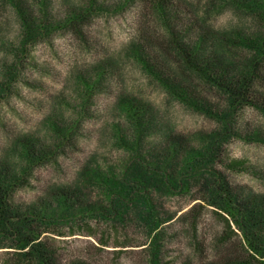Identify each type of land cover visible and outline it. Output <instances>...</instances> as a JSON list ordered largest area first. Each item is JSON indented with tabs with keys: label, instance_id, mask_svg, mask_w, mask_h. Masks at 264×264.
<instances>
[{
	"label": "rangeland",
	"instance_id": "obj_1",
	"mask_svg": "<svg viewBox=\"0 0 264 264\" xmlns=\"http://www.w3.org/2000/svg\"><path fill=\"white\" fill-rule=\"evenodd\" d=\"M169 2L184 44L209 31L205 54L234 65L251 56L240 39L261 31L253 11ZM165 28L140 0H0V172L21 218L0 227V264H40L33 243L21 246L33 239L24 218L55 264H264V234L252 249L219 191L264 197V114L247 104L229 111L220 89L185 69ZM137 45L209 111L170 94ZM128 100L148 109L140 147ZM169 134L182 151L165 167L155 155ZM61 193L73 196L68 211Z\"/></svg>",
	"mask_w": 264,
	"mask_h": 264
},
{
	"label": "trees",
	"instance_id": "obj_2",
	"mask_svg": "<svg viewBox=\"0 0 264 264\" xmlns=\"http://www.w3.org/2000/svg\"><path fill=\"white\" fill-rule=\"evenodd\" d=\"M230 1L238 5L240 9L245 7L253 11L257 17V24L261 29L260 32H256L251 38L240 39V41L246 44L253 52L245 63L237 65H234L232 61H228V59L224 57V53L213 54V52H209L205 54L206 49H204V46L208 43V45L212 47L213 39L210 37L212 34L209 31H206V34L202 32L198 33L199 37L196 41L191 42V44H184L185 40L183 35L185 36V34L176 31V27L180 22H177V13L171 15L175 9L169 0H140L144 8L154 9L163 19L166 27L165 29L171 38L173 50L177 51L178 57L181 59V62L189 74L193 76L196 75L205 80L206 83L220 89L227 97L229 111H234L236 108L243 106V104H247L264 114V91H261V88L264 89V68L262 66V61L264 59V0ZM29 28H32V26H29ZM193 33L195 34V32ZM143 36L146 37L144 34ZM139 48V45L135 47V54L138 60L151 75L164 85L170 94L198 111H209L205 107V102L198 100L194 95L193 89L175 76L172 68H166L163 63H159L158 61L150 63L148 60H145ZM152 49H149L151 52L150 54L153 53ZM122 107L124 113L130 119L135 132L138 133V141L135 142L136 146L140 147L142 133L146 127L148 109L146 106L141 105V102L136 100L124 101ZM164 138L167 146L166 148H157L155 161L167 167L178 161L182 150L173 136L169 134ZM26 150L30 157V152L32 151L29 149ZM185 156L187 162L193 163L196 160L197 154L193 155L189 153ZM7 173V170H2L0 172V227H5L8 223H11L10 221L13 217L15 219H21L20 216H18L19 214L14 212L8 203V195L5 189L8 187L10 180ZM219 191L223 195L222 201L225 204L224 209H226L228 213L240 218L239 223L242 225V229L247 236L249 246L259 252V248H257L259 243L256 238L259 234H264V197L252 196L250 197L251 199L245 198L247 200H244L237 192L230 189L225 184L219 186ZM57 196L56 201L60 207L65 208L67 211L73 207L72 204H70L73 197L71 193L68 195L66 193H61L57 194ZM37 217L39 218V216ZM152 218L155 219L157 223V219L154 216ZM25 219L26 218H24L22 227H25L28 233L32 234L33 239L21 237V246L23 245V247L26 248L33 243L35 246L33 250L35 251V255L39 258L40 264H55L53 258L48 256V252L44 249L42 243L38 242L39 236L36 235L37 233L34 229L28 226V222ZM12 227L14 231L20 233V228L17 227V225H12Z\"/></svg>",
	"mask_w": 264,
	"mask_h": 264
}]
</instances>
